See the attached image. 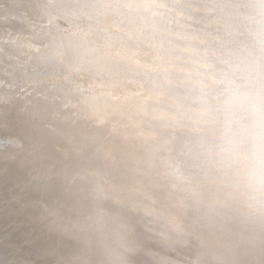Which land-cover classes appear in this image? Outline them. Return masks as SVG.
<instances>
[{"label":"rangeland","instance_id":"obj_1","mask_svg":"<svg viewBox=\"0 0 264 264\" xmlns=\"http://www.w3.org/2000/svg\"><path fill=\"white\" fill-rule=\"evenodd\" d=\"M115 1L113 11L123 20L150 10L168 38L137 48L120 42L110 27L100 40L111 65L98 62L91 46L94 58L81 71L17 55L10 20L39 21V30L26 25L19 35L24 50L35 54L47 47L52 29L67 32L65 23L50 29L37 8L11 0L23 13L16 15L12 4H0V173L7 168L12 182V165L25 164L32 193L26 204L17 194L9 225L17 241L0 247V258L17 264L31 258L37 264H264V184L254 180L252 159L257 145L264 152V0H243L250 9L241 19V9L227 7L237 20L232 17V33L219 39L229 53L218 67L185 46L171 20L180 0L131 7L132 0ZM205 1L215 6L216 0ZM200 2L190 5L203 23L199 14L211 10L199 9ZM216 22L215 28L206 23L210 31L217 32ZM250 28L259 32L249 37ZM231 44L243 48L246 64L228 63L237 52ZM225 80L239 85L250 105L231 130L220 111L211 127L179 132L147 124L190 111L193 103L201 113L210 96L221 95ZM12 115L24 126L17 132L8 124ZM35 117L45 135L23 130ZM186 129L193 135L180 140Z\"/></svg>","mask_w":264,"mask_h":264},{"label":"water","instance_id":"obj_2","mask_svg":"<svg viewBox=\"0 0 264 264\" xmlns=\"http://www.w3.org/2000/svg\"><path fill=\"white\" fill-rule=\"evenodd\" d=\"M15 1L26 3L31 7L40 10L44 18H46L45 20L49 22L50 24L49 26L51 27L49 26L48 27L50 29H52V25L54 26L55 22H57L58 20L65 23V27H66L65 29L67 32L59 33L55 31V29H52L49 35L46 37L47 47L42 51L38 49L37 54H35V53H27L24 50L25 43L22 41L23 39L19 35H23L27 27L32 26L34 31L39 30L40 27L39 21L37 23L35 21L32 22L29 21L30 23H25L24 21L16 22L17 19L12 21L10 20V23H12V29L18 34L17 40L14 41L12 46L14 47L15 44H17L15 47L17 49H14L15 51H17V55H20L21 57L29 59L31 61L38 60L49 68L54 67L55 65H60L62 66V69L63 68L68 69L70 67L81 71V68L89 64L90 61L94 58L91 57L89 54L91 46L94 47L97 46L99 53L97 57L98 62L104 60L105 63L110 64L109 61H113V58L108 56L109 53L103 55L104 51L102 50V41L100 40L102 39V34L107 33L109 35L110 27L113 29V33L115 35L121 37L120 42H123V44H125L126 42L131 46L137 45V43L139 42L141 43V41L149 42L151 40L154 41L156 39L163 37L168 38L163 34L165 33L164 30L167 29V27H162L163 24H161L162 21L160 17L154 18L153 14H149V12L151 11L146 10L147 12H145L144 15L138 14L136 16L134 14L133 17L123 20L119 15L117 16L115 14L114 12L115 10L113 11V4L111 3L116 2L115 0H15ZM136 2L140 3L141 0H132V2H130V7L132 4L135 5ZM206 2L207 1L205 0H201L198 6V8L201 10H203L202 8H205L206 6L209 7L211 10V11L209 10L210 11L209 14L198 13L201 17L204 18L203 23L201 20L202 18L200 19L196 16L194 9L190 5V0H180L181 8L178 9L179 10L178 13L181 12L184 14V16H179L177 13V15L174 14L171 17V20H175V25H176L175 27H177V30H179L181 34H183V36L185 37L186 40L185 46L187 48L194 49V52L199 54L201 58L204 55H207L208 59H210V61L214 64V66L218 67L219 65L220 66L224 65V63L222 62L223 55H227L229 53V51L222 46V41L219 39L221 37L228 35L230 32L232 33L231 30L233 29L234 26L233 18L237 20L236 16L232 15L231 13H227V11H229V9L226 10L227 7L230 8L231 11H232L231 6H236L239 9H241V12L238 13L239 19L248 16L250 8L245 7L243 0H239V1L216 0L215 6L214 3L211 4L212 7L208 6ZM222 2H223V7H222ZM2 3L3 5H7L9 3L10 5L12 4L11 0H0L1 5ZM12 5L14 7V4ZM14 10L16 12V15L23 14L22 11H20L21 9H19V12H17V8H15ZM24 15L26 17V14ZM169 17L170 16H167L166 18L168 19ZM194 18L196 19L195 21ZM216 21L218 22V26L220 27L216 29L217 32H215V30L210 31L207 24L210 27V22H211L212 27H214L213 24ZM116 24L118 25L119 28L117 27ZM184 24L188 25V27H185ZM26 25L28 26L26 27ZM115 26L120 31L114 30L113 27ZM253 29L255 28H250L248 30L249 37H253L252 33H255ZM29 30L31 29L29 28ZM138 46L139 45H137L136 47L138 48ZM230 50H236L237 52L234 55H232L233 59L230 62H228L229 64L232 63V65L236 64V66H241L243 63L244 64L247 63L246 61L249 58H247L244 55L245 51L243 50V48L242 49L240 48L239 44L238 45L231 44ZM189 52L194 56L193 51H189ZM132 71H133V66L130 65V71L128 70L130 76L132 75L131 73ZM129 84H133L131 80H129ZM218 96L214 98L213 96H210L207 99L208 101L204 103L206 107L205 110L202 107L201 113L199 114H197L198 107L193 108L194 106L193 103L190 111H185L183 113V109L179 110L176 112V114H174V116H172V118L163 119L162 122H158V120L151 121V118H149L150 120L148 119L149 123L147 124L151 126L154 123L153 126L165 127L166 129L173 131L174 129H178L179 132L182 129L186 128V126L211 127L209 124L210 121L213 122L215 120L214 118H216V117L213 118L212 116L214 114L218 115L219 113L218 105H217ZM5 118L7 120L11 119L10 117H5ZM37 121L41 122V119L35 117L31 127L25 128L23 130L37 131L45 135L43 127H39V123ZM17 123L19 124L17 125ZM8 124L10 125V127H13L16 130V132L17 130L20 129V127H24L23 124L17 120V115H12V119ZM192 135L193 134L188 132L187 130V135L181 136L180 140L184 139L185 137H190ZM202 140L203 138H201V140L198 141H202ZM195 146L193 149H191V151L195 149ZM172 148H171L172 149L171 152L173 153L175 149L174 147ZM160 151H166V150H160ZM187 154L191 155L192 152ZM12 167L16 168L17 171V175L14 178H11L12 182L10 181V176L6 173L7 168L1 167V173H0V247H4L7 245L14 246V244H16L17 241L15 238L16 234H14L9 228V225L10 227L12 226V221L14 220V213L16 208L18 207L16 206L17 194L23 197V199L25 200L24 201L25 204L28 202L29 199L32 198L31 191L30 190L26 191V187L29 185V182L27 181V177L25 174V164L24 165H21L20 163L13 164ZM21 168H23V170H21ZM5 180L8 181L6 185L3 184ZM7 192H10V194ZM25 245L27 246V242L25 243ZM7 260L8 257L5 260L0 258V264H17L16 260L15 261L13 259H10V261ZM26 264H37V263L33 261L31 258V260L28 261Z\"/></svg>","mask_w":264,"mask_h":264},{"label":"clouds","instance_id":"obj_3","mask_svg":"<svg viewBox=\"0 0 264 264\" xmlns=\"http://www.w3.org/2000/svg\"><path fill=\"white\" fill-rule=\"evenodd\" d=\"M221 83L223 89L218 97V110L223 114L226 128L231 130L238 123L240 114L250 106L249 100L235 82L225 80ZM252 159L255 169L254 180L257 184H264V152H261L259 146H256Z\"/></svg>","mask_w":264,"mask_h":264},{"label":"bare ground","instance_id":"obj_4","mask_svg":"<svg viewBox=\"0 0 264 264\" xmlns=\"http://www.w3.org/2000/svg\"><path fill=\"white\" fill-rule=\"evenodd\" d=\"M254 31H255V30H254ZM256 31H257V30H256ZM256 31H255V32H256ZM257 32H259V31H257ZM263 33H264V32H263ZM259 34H260V33H259ZM252 98H253V97H252ZM247 113H249V109L247 110ZM260 117H261V116H260ZM262 120H263V119H262ZM250 127H251V126H250ZM250 129H251V128H250ZM256 129H257V128H256ZM254 130H255V129H254ZM255 131H256V130H255ZM253 132H254V131H253V129H252V132L249 133V134H252ZM194 133H195V132H194ZM254 133H255V132H254ZM255 134H256V133H255ZM252 135H254V134H252ZM261 135H262V134H261ZM251 138H252V137H251ZM178 140H179V139H178ZM210 140H211V139H210ZM243 140H244V139H243ZM257 140H258V139H257ZM257 140H256V141H257ZM263 140H264V138H263ZM229 141H230V140H229ZM234 141H235V140H234ZM247 141L249 142V140H247ZM261 141H262V140H261ZM231 142H233V141H231ZM239 142H240V140H239ZM239 142H236V143H239ZM242 142H243V141H242ZM248 142H247V143H248ZM254 142H255V141H254ZM219 143H220V142H219ZM226 143H227V142H226ZM226 143H225V144H226ZM222 144H223V143H222ZM228 144H230V143L228 142ZM236 145H237V144H235V146H236ZM241 145H243V144H241ZM178 146H179V145H178ZM257 146H259V145H257ZM226 147H227V146H226ZM229 147H230V146H229ZM183 149H184V148H183ZM216 149H217V148H216ZM186 150H187V149H186ZM261 152H262V151H261ZM192 153H193V152H192ZM236 153H237V152H236ZM236 153H235V154H236ZM241 153H242V152H241ZM242 154H243V153H242ZM242 154H241V155H242ZM219 156H220V155H219ZM246 156H247V155H246ZM234 157H235V156H234ZM231 158H232V157H231ZM245 158H246V157H245ZM235 159H236V158H235ZM248 160H249V159H248ZM248 160H247V162H248ZM240 161H241V160H240ZM244 161H245V160H244ZM245 163H246V162H245ZM251 163H252V162H251ZM240 164H241V163H240ZM240 164H239V165H240ZM242 164H243V163H242ZM249 166H250V165H249ZM236 169H237V168H236ZM238 173H239V172H238ZM225 174H226V173H225ZM247 174H248V172H247ZM218 176H219V174H218ZM234 176H235V175H234ZM244 176H245V174H244ZM237 177H238V176H237ZM213 178H214V177H213ZM220 178H221V177H220ZM232 178H233V177H232ZM249 178H250V177H249ZM240 179H241V178H240ZM222 181L224 182V180H222ZM245 181H246V179H245ZM243 183H244V182H243ZM215 186H216V184H215ZM234 186H235V185H234ZM237 186H238V185H237ZM238 187H239V186H238ZM241 188H242V186H241ZM227 192H228V191H227ZM243 192H244V191H243ZM241 194H242V193H241ZM246 194H247V193H246ZM217 195H218V194H217ZM245 197H246V196H245ZM218 199H219V198H218ZM237 199H238V198H237ZM244 202H245V201H244ZM218 203H219V202H218ZM246 203H247V202H246ZM232 204H233V203H232ZM216 210H217V209H216ZM229 212H230V211H229ZM26 250L28 251V250H30V249H26ZM17 257H18V256H17ZM18 258H20V257H18Z\"/></svg>","mask_w":264,"mask_h":264}]
</instances>
